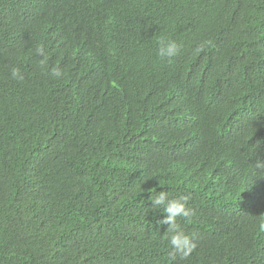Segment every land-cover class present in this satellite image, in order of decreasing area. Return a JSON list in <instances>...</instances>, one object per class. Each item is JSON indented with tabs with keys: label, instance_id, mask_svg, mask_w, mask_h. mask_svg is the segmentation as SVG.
Returning <instances> with one entry per match:
<instances>
[{
	"label": "trees",
	"instance_id": "obj_1",
	"mask_svg": "<svg viewBox=\"0 0 264 264\" xmlns=\"http://www.w3.org/2000/svg\"><path fill=\"white\" fill-rule=\"evenodd\" d=\"M257 160L264 0H0V264H264Z\"/></svg>",
	"mask_w": 264,
	"mask_h": 264
},
{
	"label": "clouds",
	"instance_id": "obj_2",
	"mask_svg": "<svg viewBox=\"0 0 264 264\" xmlns=\"http://www.w3.org/2000/svg\"><path fill=\"white\" fill-rule=\"evenodd\" d=\"M181 45L174 40L161 39L159 41L158 56L162 59L171 61L174 57L180 54ZM36 54L42 59L40 60L41 66L46 63L47 57L45 56V50L43 47L36 48ZM62 71L55 67L51 70V75L60 77ZM11 78L14 80L22 81L24 76L17 67L11 68ZM257 170H264V161L257 160L255 165ZM190 197L188 195H181L176 198H169L167 191H159L149 196L151 207L162 208V218L157 221L158 225L166 226L165 233L168 234V241L171 246L169 253L172 259L177 256L180 259H186L195 250L196 245L192 242V238L186 234L177 223L178 217L191 218L194 215L191 208L188 207V201ZM261 229H264V223L260 225Z\"/></svg>",
	"mask_w": 264,
	"mask_h": 264
}]
</instances>
